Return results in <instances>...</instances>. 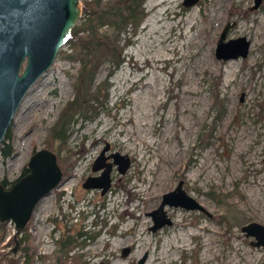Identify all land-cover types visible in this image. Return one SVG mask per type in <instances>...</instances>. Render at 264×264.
Segmentation results:
<instances>
[{
  "label": "rangeland",
  "instance_id": "1",
  "mask_svg": "<svg viewBox=\"0 0 264 264\" xmlns=\"http://www.w3.org/2000/svg\"><path fill=\"white\" fill-rule=\"evenodd\" d=\"M143 5L147 15L136 29L113 22L114 10L93 26L86 14L78 20L86 25L84 33L123 45L125 60L108 86L103 82L111 58L97 60L91 90L103 83L102 103L95 113L78 111L65 140L50 133L76 95L82 60L71 43L22 101L11 128L14 151H0V181L19 178L42 147L57 153L64 177L40 200L21 233L15 236L14 221L0 225V264L8 257H22L23 263L25 235L35 248L27 264H135L145 254L144 264L154 254L166 255L167 264H264V246L242 229L251 221L264 224V0L258 6L256 0ZM228 23L226 39L251 41L246 56L216 55ZM107 143L108 155L120 151L131 163L125 173L113 164L112 185L102 193L83 182L101 173L93 163ZM180 180L212 214L167 204L173 222L152 230L150 212ZM68 235L76 239L73 247L64 244ZM139 236L149 244L137 245Z\"/></svg>",
  "mask_w": 264,
  "mask_h": 264
},
{
  "label": "water",
  "instance_id": "2",
  "mask_svg": "<svg viewBox=\"0 0 264 264\" xmlns=\"http://www.w3.org/2000/svg\"><path fill=\"white\" fill-rule=\"evenodd\" d=\"M197 2L184 0L187 6ZM259 3L260 0H256V6ZM82 14V0H0V151L29 89L52 66ZM230 25L228 23L220 35L216 55L223 59L246 56L251 41L246 36L226 39ZM109 149L107 143L93 163V169H102L101 173L87 176L84 187L100 188L106 193L112 185L113 164H117L121 173L129 168L128 154L114 151L108 155ZM108 157H112V161H107ZM27 168V172L9 186L0 181V221H14L15 236L26 228L40 200L60 186L64 177L57 153L48 147L37 149ZM167 204L212 214L186 190L184 180H180L175 188L163 194L160 205L150 212L154 220L152 230L173 222L165 208ZM242 229L255 237L254 244L264 246L263 223L251 221ZM128 252L129 247H125L123 253ZM146 258L147 254L135 264H144Z\"/></svg>",
  "mask_w": 264,
  "mask_h": 264
},
{
  "label": "trees",
  "instance_id": "3",
  "mask_svg": "<svg viewBox=\"0 0 264 264\" xmlns=\"http://www.w3.org/2000/svg\"><path fill=\"white\" fill-rule=\"evenodd\" d=\"M144 0H113L109 3H104L102 0H85L83 3V14L88 17V26L96 25L101 20L102 15L107 11H113L112 20L120 26H126L131 23L134 29H136L141 21L147 15L146 9L143 5ZM86 25L83 23L76 24L71 32V35L67 42L72 44L73 51L78 53L82 60L81 67L78 72L76 83V95L68 103V105L61 112V119L57 124L51 128L50 137L53 139L65 140L68 135V124L74 120L75 114L80 111L83 114H88L89 108H93L94 113L98 111L99 104L102 101L99 99V90L102 89V84L106 83L108 86V78L115 72L116 68L120 66L125 57L123 55L124 46L111 43L105 35L99 33H84ZM129 41V39L127 40ZM95 42L97 47H94L91 43ZM109 55L112 61V65L106 80L97 86L95 91H92V82L95 74V64L102 56ZM107 96V93H106ZM105 96V97H106ZM95 99L96 103L91 100ZM12 139L11 129L8 131L1 152L5 156H9L14 151L10 141ZM9 142V143H8ZM28 168L24 169L27 172ZM3 182L7 185L12 184L14 181L8 182L6 179ZM4 224L0 221V225ZM79 235H84L85 231L78 232ZM28 235L21 237V241H24L23 263L21 258L13 257L7 258L6 264H27L34 253V246L31 244ZM72 235H68L64 244L69 247L74 246L76 239H73Z\"/></svg>",
  "mask_w": 264,
  "mask_h": 264
},
{
  "label": "bare ground",
  "instance_id": "4",
  "mask_svg": "<svg viewBox=\"0 0 264 264\" xmlns=\"http://www.w3.org/2000/svg\"><path fill=\"white\" fill-rule=\"evenodd\" d=\"M194 11H196L194 8H193V13H194ZM193 20V19H192ZM191 20V21H192ZM263 26V25H262ZM231 67V70H230V72H228V73H230L231 75H233L234 73H236V69H235V65H236V62H234V61H231V63L229 64ZM229 68V69H230ZM238 72V71H237ZM236 75V74H235ZM231 79V78H230ZM233 79V78H232ZM245 79V78H244ZM234 81V80H233ZM236 81V80H235ZM238 81V80H237ZM242 81L241 80H239L237 83H241ZM243 83V82H242ZM228 85H229V83H228ZM247 85V84H246ZM250 85V84H249ZM245 86V85H244ZM175 237L176 236H173V237H171V241L173 240V239H175ZM146 239H148V237L146 238ZM145 239V240H146ZM143 240V238L142 237H137L135 240H134V242H139V241H142ZM142 242H144L146 245H148L149 244V242L148 241H142ZM144 243H143V245H144ZM137 245H138V243H137ZM168 246H169V241H168ZM168 246L165 244V248L166 249H164L163 250V252L165 253V252H167V250H168ZM178 247H181V245H178ZM208 249L209 250H211V247H208ZM215 252V251H214ZM214 252H212V253H214ZM215 254V253H214ZM217 254V253H216ZM215 254V255H216ZM166 256V255H165ZM165 256H162V255H158V254H154L153 255V258H151V260L149 261V263L148 264H167V260H166V258H165ZM252 257V256H251ZM238 261H236L234 264H238L237 263Z\"/></svg>",
  "mask_w": 264,
  "mask_h": 264
},
{
  "label": "flooded vegetation",
  "instance_id": "5",
  "mask_svg": "<svg viewBox=\"0 0 264 264\" xmlns=\"http://www.w3.org/2000/svg\"><path fill=\"white\" fill-rule=\"evenodd\" d=\"M94 175V174H93Z\"/></svg>",
  "mask_w": 264,
  "mask_h": 264
}]
</instances>
